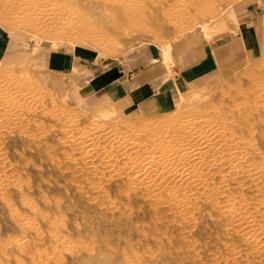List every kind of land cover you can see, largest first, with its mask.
Returning a JSON list of instances; mask_svg holds the SVG:
<instances>
[{
    "label": "rangeland",
    "instance_id": "1",
    "mask_svg": "<svg viewBox=\"0 0 264 264\" xmlns=\"http://www.w3.org/2000/svg\"><path fill=\"white\" fill-rule=\"evenodd\" d=\"M161 1L0 0V264H264V40L220 50L264 0ZM112 65L155 86L91 91Z\"/></svg>",
    "mask_w": 264,
    "mask_h": 264
},
{
    "label": "crops",
    "instance_id": "2",
    "mask_svg": "<svg viewBox=\"0 0 264 264\" xmlns=\"http://www.w3.org/2000/svg\"><path fill=\"white\" fill-rule=\"evenodd\" d=\"M257 23H264V7L262 10H260L257 18ZM252 25V24H251ZM234 33H238L239 40H235L233 43L225 45L224 48L220 49H227L228 47L232 46L233 44H238L240 42H253L255 44V36L258 37L260 40H264V35L256 34L253 31V26L249 27L247 25H244L242 23L236 22L233 24ZM233 33V34H234ZM230 38V37H229ZM2 40L0 39V43L2 45ZM149 48V47H148ZM218 48V47H217ZM216 49V48H215ZM151 52L153 50L149 48ZM184 62H190L189 54L185 51L184 52ZM69 56L68 54H66ZM152 60L154 57H150ZM48 60V59H47ZM69 62L65 66H67L66 71H69L68 69L71 66H76V59L69 58ZM64 64L66 63V58L63 61ZM189 68L187 67L186 70ZM63 70V69H62ZM153 72L150 71L148 68H137V69H130L128 70L126 67L122 65H112L107 68H103L101 71L97 72L96 74H93L88 79V87L93 92H110L112 96L119 97L120 99L122 97L126 96V93L129 92L131 96L134 97H141L147 92L152 91L151 88L155 86L154 80H153ZM162 86H166L169 81H167L166 78L161 77L160 78ZM167 87V86H166ZM165 87V88H166ZM170 88V87H169ZM67 96L74 100L77 95H84V98H87L86 95L80 91L76 86L68 87L67 90ZM140 106L139 108H141Z\"/></svg>",
    "mask_w": 264,
    "mask_h": 264
},
{
    "label": "bare ground",
    "instance_id": "3",
    "mask_svg": "<svg viewBox=\"0 0 264 264\" xmlns=\"http://www.w3.org/2000/svg\"><path fill=\"white\" fill-rule=\"evenodd\" d=\"M152 2V0H149V2ZM163 1V0H162ZM162 1H161V3H162ZM234 1V0H233ZM153 2H155V1H153ZM203 2V1H202ZM188 4H189V6L192 8H194V10L195 9H197L196 8V3H198V0H188V2H187ZM153 4V3H152ZM210 4V3H209ZM214 4V3H213ZM230 4V3H229ZM159 5L161 6V4L159 3ZM180 5V4H179ZM198 5H199V3H198ZM133 6V5H132ZM162 7V6H161ZM206 8H207V6H206ZM206 8H204V9H206ZM211 8V7H210ZM134 9V8H133ZM148 9V8H147ZM162 9H163V7H162ZM161 9V10H162ZM164 9H167V8H164ZM132 10V9H131ZM130 10V11H131ZM138 10H140V9H138ZM148 11V10H147ZM151 11V10H150ZM168 11V10H167ZM200 11V10H199ZM202 11H204V10H202ZM207 11V10H206ZM210 11H212L211 9H210ZM124 12H125V10H124ZM134 12H136V11H134ZM149 12V11H148ZM209 12V11H208ZM132 13V12H131ZM131 13H130V15H131ZM139 13V12H138ZM152 13V12H151ZM161 13H162V11H161ZM172 13V12H171ZM201 13V12H200ZM210 13V12H209ZM140 15H141V13H140ZM165 15V14H164ZM203 15V14H202ZM26 16V15H25ZM133 16V15H132ZM135 16V15H134ZM142 16V15H141ZM76 17V16H75ZM128 17V16H127ZM137 17V16H136ZM144 17V16H143ZM191 17V16H190ZM141 18V17H140ZM130 20V19H129ZM27 22V21H26ZM37 22V21H36ZM132 25V24H131ZM121 26V25H120ZM193 28V27H192ZM125 29V28H124ZM80 30V29H79ZM153 30V29H152ZM182 31V30H181ZM46 32V31H45ZM50 33V32H49ZM168 43V42H167ZM106 48V47H105ZM33 78V77H32ZM27 80V79H26ZM33 90V89H32ZM3 96V95H2ZM15 98V97H14ZM229 98V97H228ZM257 102V101H256ZM253 104V103H252ZM66 106V105H65ZM255 106V105H254ZM222 110V109H221ZM222 112V111H221ZM263 114V113H262ZM83 115V114H82ZM231 115V114H230ZM17 117V116H16ZM51 118V117H50ZM187 118V117H186ZM190 118V117H189ZM238 118V117H237ZM183 120V119H182ZM236 122H238V121H236ZM239 124H240V122H238V126H239ZM241 125V124H240ZM60 127V126H59ZM47 129V128H46ZM9 130V129H8ZM52 130V129H51ZM202 130V129H201ZM206 131V130H205ZM236 131V130H235ZM241 132V131H240ZM190 133V132H189ZM192 133V132H191ZM197 133V132H196ZM195 133V134H196ZM216 133V132H215ZM220 133V132H219ZM208 134V133H207ZM206 134V135H207ZM210 134V133H209ZM220 134H222V133H220ZM24 135V134H23ZM42 135V134H41ZM181 135V134H180ZM197 136V138H198V135H196ZM195 136V137H196ZM199 136H201L200 135V133H199ZM208 136V135H207ZM207 136H205V137H207ZM210 136V135H209ZM217 136V135H216ZM171 136H169V138H170ZM175 137V136H174ZM173 137V138H174ZM178 137V136H177ZM204 137V136H203ZM201 138V139H204V138ZM208 138V137H207ZM209 138H211V137H209ZM217 138H219L218 136H217ZM216 138V139H217ZM221 138V137H220ZM91 139V138H90ZM164 139H166V138H164ZM164 139H162V140H164ZM195 139V138H194ZM64 140V139H63ZM200 140V139H199ZM222 140V139H221ZM207 141V140H206ZM217 140H215V142H216ZM223 141L225 142V146H226V148L228 147H234V148H239L240 146H241V142H239V140H238V138H236V137H234V136H232V135H230V134H225L224 135V139H223ZM205 142V141H204ZM203 142V143H204ZM210 142H211V140H210ZM158 143H160V142H158ZM212 143H214L213 141H212ZM223 143V142H222ZM206 144V143H205ZM224 144V143H223ZM199 145H200V143H199ZM208 145H209V142H208ZM208 145H207V147H208ZM243 146V145H242ZM245 146V145H244ZM78 148V147H77ZM220 148H222L221 146H220ZM224 148V147H223ZM222 148V149H223ZM244 148V147H243ZM168 149V148H167ZM177 149H178V147H177ZM217 149V148H216ZM231 149V148H230ZM178 150H180V149H178ZM182 150V149H181ZM190 150V149H189ZM233 150V149H232ZM207 151H210V150H207ZM184 152V151H183ZM234 152H237V151H234ZM91 153V152H90ZM152 153V152H151ZM191 153V152H190ZM208 153V152H207ZM238 153V152H237ZM178 154V153H177ZM185 154V153H184ZM213 154H215V153H213ZM217 154V153H216ZM216 154H215V156H216ZM219 154V156H220V153H218ZM222 154V153H221ZM204 155H206V154H204ZM224 155H226V153L224 154ZM227 155H229V154H227ZM236 155V154H235ZM214 156V155H213ZM222 156V155H221ZM220 156V157H221ZM237 156H239V154L237 155ZM250 156V155H249ZM200 157V156H199ZM198 157V158H199ZM202 157V156H201ZM206 157V156H205ZM220 157H218V161H221L220 160ZM223 157V156H222ZM221 157V158H222ZM253 156H251L250 157V159L248 160L249 162H251V164H252V166H254V162H255V160L252 158ZM242 158V157H241ZM245 158V157H244ZM118 159V158H117ZM197 159V158H196ZM227 159V158H226ZM229 159H230V157H229ZM233 159V158H232ZM234 159H237V158H235L234 157ZM240 158H238V160H239ZM259 159V158H258ZM179 160H180V156H179ZM195 160V159H194ZM200 160V159H199ZM202 160V159H201ZM224 160H225V158H224ZM245 160V162H246V159H244ZM183 161H185V160H183ZM191 161V160H190ZM196 161H198V160H196ZM204 161V160H203ZM214 161V160H213ZM217 161V160H216ZM237 161V160H236ZM241 161H242V159H241ZM224 163V161L222 160L221 161V163ZM244 162V161H243ZM240 163V162H239ZM242 163V162H241ZM241 163L239 164V165H241ZM257 163V162H256ZM215 164V163H214ZM227 165H228V163H226ZM197 165V164H196ZM203 165L204 164H202V167H203ZM224 166H225V164H223ZM235 165V164H234ZM244 165V164H243ZM219 166V165H218ZM224 166H220V167H216V170H213V171H218L219 173H222V172H224L222 169H221V167H224ZM234 167V166H233ZM239 167V166H238ZM237 167V168H238ZM241 167V166H240ZM240 167H239V170H240ZM182 168V167H181ZM194 168V167H193ZM195 169L197 170V168H196V166H195ZM199 169V168H198ZM201 169V168H200ZM221 169V170H220ZM228 169V168H227ZM227 169H226V171H227ZM86 170V169H85ZM158 170V169H157ZM235 169L233 168V171H234ZM195 171V170H194ZM206 171H208V170H206ZM212 171V170H211ZM225 171V172H226ZM236 171V170H235ZM235 171H234V173H235ZM238 171V170H237ZM242 171V170H241ZM249 171V170H248ZM82 172V171H81ZM99 172V171H98ZM186 172V171H185ZM200 172V171H199ZM217 172V173H218ZM228 172H230L229 170H228ZM227 172V173H228ZM246 172V171H245ZM218 173V174H219ZM238 173V172H237ZM244 173V172H243ZM208 173L206 172V175H207ZM213 174V173H212ZM241 174V173H240ZM252 174V173H251ZM104 175V174H103ZM179 175V174H178ZM194 175V174H193ZM230 175V174H229ZM228 175V178H230L231 176H229ZM236 175V174H235ZM245 175V174H244ZM208 176V175H207ZM261 176V175H260ZM218 177V176H217ZM244 177V176H243ZM248 177V176H247ZM252 177V176H251ZM253 177H255L254 175H253ZM232 178V177H231ZM235 178V177H234ZM234 178H232V179H234ZM185 179V178H184ZM236 179V178H235ZM188 180H189V178H188ZM187 180V181H188ZM192 180V179H191ZM244 180V179H243ZM2 181V180H1ZM190 181V180H189ZM193 181V180H192ZM191 181V182H192ZM205 181H206V179H205ZM235 182H237L236 180H234ZM260 181V177H257L256 179L255 178H252V180H251V182H255V183H252V185L251 186H253V189L255 188L256 190V192L254 193V192H251V194L253 193L254 195H257L258 193L259 194H263L264 193V187L263 186H257L256 184H257V182H259ZM173 182H175V181H173ZM116 183V182H115ZM185 183H186V181H185ZM189 183V182H188ZM193 183L195 184V182L193 181ZM192 183V184H193ZM238 183H239V181H238ZM20 184V183H19ZM199 184V183H198ZM228 184V183H227ZM197 185V184H196ZM185 186V185H184ZM183 186V187H184ZM200 186V185H199ZM235 186H236V184H235ZM245 186V185H244ZM193 187V186H192ZM240 187V186H239ZM188 188V187H187ZM191 188V187H190ZM175 189V188H174ZM235 189V188H234ZM252 190V189H251ZM196 191V190H195ZM194 191V192H195ZM235 191V190H234ZM198 192V191H197ZM229 193V192H228ZM248 193V192H247ZM185 194V193H184ZM196 194V193H195ZM204 195V194H203ZM260 196V195H259ZM261 196H263V195H261ZM208 197V196H207ZM144 198V197H143ZM244 198V197H243ZM255 198V197H254ZM261 198H264V197H261ZM241 200V199H240ZM257 202V201H256ZM26 204V203H25ZM27 206H28V204H27ZM109 207V206H108ZM38 209V208H37ZM168 210V209H167ZM184 217V216H183ZM192 217V216H191ZM31 218V217H30ZM232 218V217H231ZM234 218V217H233ZM237 222V221H236ZM239 230V229H238ZM239 233V232H238ZM55 241V240H54ZM100 244V243H99ZM258 246V245H257Z\"/></svg>",
    "mask_w": 264,
    "mask_h": 264
}]
</instances>
